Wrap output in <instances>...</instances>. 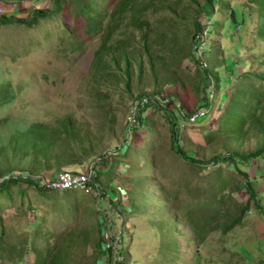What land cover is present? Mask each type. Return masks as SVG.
I'll return each instance as SVG.
<instances>
[{"label":"rangeland","instance_id":"1","mask_svg":"<svg viewBox=\"0 0 264 264\" xmlns=\"http://www.w3.org/2000/svg\"><path fill=\"white\" fill-rule=\"evenodd\" d=\"M52 3L53 0H0V15L26 18L32 8L51 9ZM219 3L228 8L236 7L234 18L229 16L228 10L224 12L218 9ZM213 4L211 19L219 20L224 27V30H215L214 34L205 32L209 20L203 21V11H208L209 7L204 4V0H90L85 7L77 8L76 11L66 1L56 13L46 16L34 27L25 30L0 27V164L11 168L13 173L28 174L32 169L37 177L47 182L49 178L53 179L49 175L56 169L86 170L107 150L125 143L129 126L126 116L131 99L143 92L156 96L150 101L156 103L148 110L150 114L141 124L133 127L127 143V146L132 143L129 147L133 164L128 167V163L118 157L121 154L112 155L113 152L110 159L101 160L103 165L99 169L98 164H95L96 171L102 172L98 182L105 187L102 188L107 192L106 195L80 190L87 196L83 200L76 198L74 215L67 206L53 200L41 201L40 195L33 196L31 191L21 197L14 194L3 208L0 207V220L5 228V246L2 249L3 256L0 255L3 264L31 262L26 239H29L28 234L33 227L42 232L39 236L41 242L49 231L56 232L60 246L66 252L67 264H91V246L86 244L77 247L78 233L92 222L94 230L97 229L99 220L104 238L103 249L96 261L94 251V264L107 263L106 248L110 242L116 245H112V253L118 248L117 245L126 248L131 257L130 264H191L193 245L187 241L188 227L184 219H180L184 224L181 221L173 222L171 211L163 206L162 201L165 198L169 202L175 201L173 194L183 197V181H194L216 165L208 162L202 166V170H197L186 165L183 158L178 160L171 147L169 118L179 110L175 104L180 103V99L167 94L181 96L184 105L180 103L179 107L186 112L201 106L204 94H207L209 103L204 106L205 116L200 117L197 123L177 129L174 127L179 144L184 138L194 142L186 150L195 158L206 160L212 154L251 151L264 140L262 118L241 133L212 137L207 143H197L201 142L204 133L217 128L228 93L231 92L230 99L235 100L237 92L241 91L237 82L244 76L240 75L248 70H264V38L256 35L260 10L255 1L214 0ZM145 7L149 9L151 18L148 27L150 51L161 46L179 53L187 50L191 44H197L194 52L196 50L199 56L198 64L191 55L179 58L180 67L185 71L178 73L184 80L182 84L172 83L173 76L164 74L163 68L154 76L146 53L139 51L141 41L133 43L128 40L132 44L125 48L131 74L127 88L126 78L122 74L126 71L124 54L120 52L123 45L112 38V32L116 29L112 27L113 20L123 23L121 37L132 39L135 36L132 33L133 26L140 22V11L145 10ZM243 11L248 12L246 22ZM194 19L200 23L198 36L202 38V43H196L191 38ZM223 32L224 36L221 35ZM160 33H164V39L158 43L157 36ZM217 46H220L219 50ZM109 48L116 55V63L106 55ZM166 53L160 52L167 63ZM204 67L211 73L199 74L198 69ZM217 70L220 75L219 97L207 85L208 82L214 83L212 72ZM189 72H197L201 81L203 77L206 79L207 87L204 91L200 89L201 94L194 91L190 80H185ZM250 86L251 81L246 85L248 91L243 92L244 103H232L231 107L237 109L235 115L240 109L241 112L226 119L223 123L225 127L236 123L240 116H245L248 101L253 98L249 97ZM166 97L172 101H164ZM243 104L245 109L242 108ZM222 116H229L228 112ZM259 116H264V107ZM60 121L71 124L76 140L69 142L62 138L63 142L53 144L46 150V147L40 149L32 140L33 136H29L36 133L34 123L50 125ZM46 130L51 132L52 129ZM44 143L42 141L41 145ZM124 148L122 145L120 150ZM44 150L45 155L42 153ZM57 151L61 155L55 158L51 154ZM113 159L121 162L111 175V182H108L104 180L107 176L103 175L111 167ZM57 160L61 164L57 165ZM238 166L246 170L257 191L264 190V182L256 178L264 173V155L253 156L246 163L239 162ZM227 179L231 181L232 178L229 176ZM237 185V189L228 183L224 186L225 200L229 204L233 200L243 202L247 197L249 190L242 176L238 175ZM109 198L120 200V203L114 207ZM132 204L134 208L130 207ZM120 231L125 234L121 242L118 239ZM245 231L247 235L254 236L258 228L248 223L238 231L232 230L233 246L242 244L247 238ZM219 234L214 229L206 235L201 245L202 258L206 255L212 259L222 257L229 264H252L257 260V256L244 245L232 248L231 241L224 245L218 239ZM111 236L116 237V240L110 241ZM17 249L23 253L10 262ZM116 256L117 259L122 258L121 255Z\"/></svg>","mask_w":264,"mask_h":264},{"label":"trees","instance_id":"2","mask_svg":"<svg viewBox=\"0 0 264 264\" xmlns=\"http://www.w3.org/2000/svg\"><path fill=\"white\" fill-rule=\"evenodd\" d=\"M66 1L69 2V5L71 8L74 9V11L77 10V8H83L85 5H87L90 0H53L52 8H32L26 18L22 17H16L14 15H0V27L1 26H11V27H17L18 29H27L29 27H34L40 20L45 18L46 16H50L53 13H56L58 9H60L61 4L63 2L66 3ZM255 1L257 8H259L260 13L258 15V29L256 31V35L259 37L264 38V0H250ZM214 0H204V4L208 5L209 10L203 11L204 18L203 21L206 19L209 20V25L207 30H205L208 34H214L215 30H220L224 27L222 26V23L219 20H212L211 19V7L214 5ZM77 5H79L77 7ZM225 5V4H224ZM218 4V9L221 11L228 10L229 16L234 18V8L231 6V8H228L227 5ZM131 7L125 9V11L129 10ZM145 10L140 11V22H138L136 25L133 26L132 33L133 36L132 39H127L125 37H121V28L123 27L122 22H117L115 19L113 20L112 27H116L115 31L112 32L113 39H117L118 44H121L120 52L124 54L125 58V72H123V76L126 78V84L127 88H129L128 83L131 77L130 74V62L127 57V52L125 50L126 47L131 45L132 43H129L128 40H132V42H138L141 41L139 45V51H142L146 53L148 58V63L150 70L153 71V75H157L160 69L163 68V73L166 75L171 74L173 76L172 83L179 82V84L184 83V80L179 77L178 73L180 71L184 72L183 68L180 67V63L178 62L180 59L186 57L187 55L193 56L197 64L199 56L197 55V52L194 47H197L196 45L192 44L189 46L187 50H182L179 53L174 52L171 49H168L167 47H157L153 48L152 51H150L151 42H148L149 35H148V27L150 26V15L148 14V10L146 7ZM242 10V9H241ZM206 12V14H205ZM244 12V11H243ZM246 13V12H244ZM243 13L244 22L247 20V15ZM210 14V15H209ZM209 15V16H208ZM227 16V18L229 17ZM226 20V18H225ZM224 20V21H225ZM199 21L197 19H194V29L193 33L191 35V38L195 40V34L199 31ZM238 24V22H237ZM216 27V28H215ZM23 31V30H22ZM21 31V32H22ZM138 35V37H137ZM221 35L224 36V32L221 33ZM221 38V36H218ZM217 37V39H219ZM226 37V36H225ZM164 39V33H160L157 36V42L161 43ZM120 46V45H117ZM220 49V46H217V50ZM110 48L106 50V55L110 56L113 62L116 63V55L114 52H110ZM105 52V51H104ZM160 52L166 53V57L168 58L167 63L165 62L164 56L160 54ZM97 53V52H96ZM213 54V51L211 55ZM174 64L170 66L171 63ZM264 64V60L262 61ZM199 65H197L198 68ZM215 67V66H214ZM201 70V71H200ZM199 74L203 75L207 72H210L206 67L198 69ZM190 73V72H189ZM213 73V80L214 83L209 84L208 86L212 87V89L215 91L216 95L219 94L220 90V75L219 71L212 72ZM185 77V80H190L192 82V87L194 88V91L196 93L201 94V90H205L207 87L205 84L206 79L203 77L201 81V77L198 75L197 72L194 74H188ZM192 75V76H191ZM197 75V76H196ZM240 76H244V78L240 77V80H238V85L240 87V92H237V97L235 100H231V92L228 93L226 100L224 102V108L223 113L228 112L229 116H219V120L217 123V128L210 132H206L203 134L201 142H197L198 144L207 143L211 140L212 137H220L222 135H231L236 134L235 132H239L242 130H245L246 128L250 127V125H255L258 123L264 116H259L264 107V70L263 71H245ZM198 80V82H195V80ZM236 79V77H235ZM194 80V81H193ZM199 81L202 83L199 84ZM251 81L252 86H250L251 91H249V97H253L251 101H248L247 105V112L245 116H240L236 123L229 124L227 127L224 126V122L226 119H231L232 116H237L241 109L239 110V113L235 115V111H237L236 107H231L232 103H238L240 105V101L242 103L245 102V96L243 92L246 90L248 91V88H246V85H249V82ZM203 84V86H202ZM253 92V93H252ZM145 94V92H143ZM171 96H175V98L180 99V103L182 106L184 105V99L179 96L178 94H167ZM205 98H207V94H204ZM219 97V95H218ZM209 103L207 100L205 103L201 104V106H206ZM156 104L153 102L151 105ZM104 104L101 103V107H103ZM199 106V107H201ZM242 108L245 109V104L242 105ZM150 114V111L142 118L144 121V118ZM178 112L173 113L174 116H170V135H171V147L175 151V154L177 157H179L178 160L183 158L185 160V164L189 167H193L197 170H202L205 164L208 162H213L214 165H216L214 168L210 167V170H206V173L203 176H198L196 180L187 179L184 182L185 188H184V196L178 197V195L173 194V198H175V201L169 202L166 198L162 201L163 206L171 211L173 215V222L177 223L179 221L183 222L180 219H184L186 227H188L189 233L187 236V241H189L193 247H192V253L191 258L193 261L191 264H229L228 262L223 261L222 257H217L218 259H212L209 255H206L205 257H201L200 251L202 249V244L205 240L206 235L209 233V231L217 229L218 231V239L223 242L224 245L229 243V241L232 242L231 237V231H238L242 228L244 224H251L252 226H255L258 228V232L256 231L254 236H251V234L247 235V232L245 231L244 234L247 235V238H245L241 243L242 244H234L232 242V248H238L241 245H244L246 249H248L253 255L257 256V260L253 262L252 264H264V190L257 191L252 184V179L249 177L248 173L243 167L238 166L239 162L246 163L251 157L254 156H261L264 155V140L256 146L251 151H246L239 153L237 150L233 152H227V153H217L210 155L206 160H200L198 158H195L191 154L187 152V147L192 143L191 139L184 138L183 142L179 144V139L175 137L174 135V127L177 129L179 127L178 120L180 119V116H176ZM169 115V113H168ZM258 115V116H257ZM205 116V114H204ZM202 116V117H204ZM182 117V116H181ZM146 119V118H145ZM201 121V120H200ZM35 127L37 129L35 130L36 133H32L29 136H33L32 140L36 142L39 148L42 149L43 147H46V150L54 145H59L61 142H63L61 139L64 138L67 139L69 142H73L76 140V134L71 130V124L65 123L63 121H60L58 124H50L47 125L45 123H34ZM52 129L51 132H47L46 129ZM128 128V127H127ZM133 129V128H132ZM31 130V131H32ZM128 131V130H127ZM132 131H130L129 138L131 136ZM127 134V132H126ZM125 134V135H126ZM177 136V135H176ZM129 138L126 135L125 143L122 145L125 146L124 150H120V146H116V151L112 155H118V157L123 158L127 163L128 167H130L133 162L131 160V144L127 143L129 141ZM47 140V141H46ZM42 141L45 143L43 145ZM203 141V142H202ZM154 142V141H153ZM134 147V146H133ZM46 150L42 151V153L45 155ZM53 157L57 158L61 155L59 151L54 152L51 154ZM111 155V156H112ZM124 161V162H125ZM121 161H116V159L112 160V165L109 169L105 170L103 176H107L104 178V180L111 182L112 177L111 175L118 169L119 163ZM222 163H225L226 165L223 166ZM61 164L60 161L57 160V165ZM23 166L24 164L21 163ZM212 165V166H214ZM0 207L3 208L7 201H9L10 198L13 197L14 194L21 197V195L28 193L29 191L32 192L31 195L36 196L40 195L41 201H47V200H53L56 203H59L61 205H65L68 207V210L74 215L76 214V198L78 197L80 200L85 199L87 196L85 193H81L80 189L77 188H68L62 190V192H58V189L52 188L49 185H47V182H43L41 178L37 177L33 170H29L28 174L23 173H13V170L11 168L4 167L3 164H0ZM28 165H25L24 167H27ZM23 167V168H24ZM58 169L54 170L49 177L53 178L58 173ZM236 171V173L234 172ZM8 174L9 177H3L4 175ZM102 172L97 170L93 180L96 181V183L99 185L101 189L100 195L104 196L107 194L106 191H104V186H101L98 182L100 179ZM238 175L242 176L245 179V183L247 185V188L249 190L246 199L243 202H237L236 200H233L232 204H229L227 202L225 192L226 188L224 187L227 183L238 188L237 182H238ZM229 176L232 178L231 181L227 178ZM256 178H261L264 182V173L256 176ZM51 178H49L50 180ZM146 179V178H145ZM25 183V185H22V183ZM145 183H142L144 185ZM104 187V188H102ZM167 191V190H166ZM85 192V191H84ZM168 192V191H167ZM130 197L133 196L132 192L129 191ZM170 195V194H169ZM171 196V195H170ZM75 198V200L73 199ZM111 203L115 206H117V203H120V200H113L110 199ZM225 200V201H224ZM94 203V202H92ZM91 203V204H92ZM4 205V206H3ZM89 206V205H88ZM131 208H134V205L132 204L130 206ZM90 209V206H89ZM95 209V208H94ZM96 210V209H95ZM0 217L1 214H0ZM97 229L94 230V222L86 225L83 227V229L78 233V245L77 247H84L86 244L91 246L92 254H91V264H94V251H95V261L101 257V250L103 249L102 246V240L103 234L101 230V221H98ZM184 224V222H183ZM121 233V234H120ZM118 239L121 242L123 236L125 235L122 231H120ZM42 234L40 230H38L37 227H33L29 231V239H26L27 242V252L30 253V257L32 258L31 262L29 264H67V261H65V255L66 252L63 250V248L60 246L59 238L56 236V232L49 231L47 235L44 237L43 242L39 240V236ZM5 228L2 220H0V255L3 256L2 249L5 246ZM53 238V240H51ZM116 237L111 236V240H116ZM116 242V241H115ZM114 243L110 242L107 249V263L106 264H130L131 263V257L129 252L126 250V248L117 245L118 248L112 253V246ZM115 245V244H114ZM12 246V245H9ZM14 248H18L17 246H12ZM116 247V245H115ZM20 248V247H19ZM18 248V249H19ZM16 251V254L10 258V262L15 259V257L21 256V251ZM24 251V250H23ZM115 254V255H114ZM121 255L122 258L117 259L118 256ZM4 258H1L3 260ZM217 260H220V262H216ZM0 264H3L2 261H0Z\"/></svg>","mask_w":264,"mask_h":264},{"label":"built area","instance_id":"3","mask_svg":"<svg viewBox=\"0 0 264 264\" xmlns=\"http://www.w3.org/2000/svg\"><path fill=\"white\" fill-rule=\"evenodd\" d=\"M199 33L200 32L198 31L195 34L196 43H202V38L198 36ZM153 96H155V94L154 95L141 94L131 99L126 116V122L129 125L127 132L128 138L130 131H132V128L136 125L141 124L142 117H144L149 112L148 110L151 108V104L153 103L150 102L151 99H153ZM163 100L169 102L172 101L167 97L164 98ZM175 105L179 108V110L183 114V116L178 120L179 127H185L188 124L197 123L199 118L204 116V114H206V111L202 106L197 107L192 111L186 112L179 107L180 106L179 103L176 102ZM112 152L113 153L117 152L115 147L111 148L110 150H107L106 153L100 156L101 158H99L98 161L96 162L99 166L98 169L100 168V165H103V162H101V160L110 159L111 156L110 154ZM95 164L94 163L90 164L88 168L84 171H72L69 169H61L58 171V173L53 179L49 180L47 185L58 190L77 188L85 192H89L91 194H97V192L100 194L101 190L99 188V185L93 180L97 167ZM108 244L109 243H107V245Z\"/></svg>","mask_w":264,"mask_h":264},{"label":"crops","instance_id":"4","mask_svg":"<svg viewBox=\"0 0 264 264\" xmlns=\"http://www.w3.org/2000/svg\"><path fill=\"white\" fill-rule=\"evenodd\" d=\"M208 99L207 98H205L204 97V100H203V103H205L206 101H207ZM202 103V104H203ZM224 103V102H223ZM180 104V103H179ZM182 107V106H181ZM202 107H204V106H202ZM204 110L206 111V109H205V107H204ZM177 112H178V114H176V116H180V118H181V116H183V114L181 113V111L180 110H177ZM173 113V112H172ZM174 116V115H173Z\"/></svg>","mask_w":264,"mask_h":264},{"label":"clouds","instance_id":"5","mask_svg":"<svg viewBox=\"0 0 264 264\" xmlns=\"http://www.w3.org/2000/svg\"><path fill=\"white\" fill-rule=\"evenodd\" d=\"M143 118V117H142ZM127 140V139H126Z\"/></svg>","mask_w":264,"mask_h":264}]
</instances>
